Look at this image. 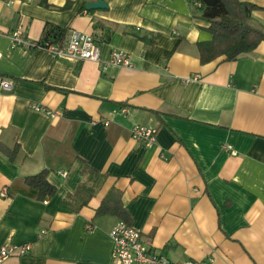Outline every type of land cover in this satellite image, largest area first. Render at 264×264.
<instances>
[{
	"label": "crops",
	"instance_id": "0c3cea01",
	"mask_svg": "<svg viewBox=\"0 0 264 264\" xmlns=\"http://www.w3.org/2000/svg\"><path fill=\"white\" fill-rule=\"evenodd\" d=\"M98 1L106 9H87ZM238 1L264 28V0ZM201 14L189 0L0 2V77L11 86L0 92V146L19 148L12 162L0 152V248L31 246L2 264H112L109 232L122 220L95 217L111 190L128 225L173 263L264 264V42L202 64L197 45L212 35ZM47 25L93 36L100 62L11 46L13 31L38 44ZM113 51L131 67H104ZM136 125L157 129L151 149L132 141ZM85 165L106 179L73 213L65 200ZM43 170L56 192L40 202L24 178Z\"/></svg>",
	"mask_w": 264,
	"mask_h": 264
},
{
	"label": "trees",
	"instance_id": "16d2710c",
	"mask_svg": "<svg viewBox=\"0 0 264 264\" xmlns=\"http://www.w3.org/2000/svg\"><path fill=\"white\" fill-rule=\"evenodd\" d=\"M199 4L201 17L209 24L208 32L212 40L208 43L197 45L200 62L210 63L218 58L224 62H234L242 55L253 52L260 43L264 42V28L253 26L251 13L258 10L257 7L240 3L238 0H189ZM67 31L62 28L47 25L44 35L38 42L51 41L53 44H61ZM146 45L152 46L142 39ZM18 146L13 150L0 146V152L7 156L10 162L14 161L18 154ZM82 176L85 182L78 186L74 194H69L65 204L73 213H78L87 206L89 200L103 185L106 176L101 175L88 166H84ZM48 170L24 178V184L34 189L38 194V201L44 202L54 197L56 189L47 181ZM112 215L129 224V217L122 203V193L111 190L101 201L95 210V217Z\"/></svg>",
	"mask_w": 264,
	"mask_h": 264
},
{
	"label": "built area",
	"instance_id": "2783aa9c",
	"mask_svg": "<svg viewBox=\"0 0 264 264\" xmlns=\"http://www.w3.org/2000/svg\"><path fill=\"white\" fill-rule=\"evenodd\" d=\"M0 2L5 5H12L16 0H0ZM10 38L13 48L17 47L24 50L42 48L59 58L69 61L100 62L99 47L96 45L93 36L77 31H71L61 44H53L51 41H44L43 44L31 42L24 36L20 29L13 31L10 34ZM131 65L129 55L121 51L111 52L108 60L103 63L104 67L130 68ZM198 79V75H194L183 79L181 82L182 84H188L190 82H197ZM10 90V83L0 77V92H8ZM31 109L36 113L46 115L50 119L62 116L60 111H51L38 105H32ZM130 136L135 143L143 145L146 149H151L156 142L157 129L136 125L132 128ZM222 151L233 157L237 155L230 145H224ZM59 174L63 177L65 176L64 173ZM0 196L6 197V191L3 190ZM87 230L91 232L93 230L92 226L88 225ZM109 236L113 244L112 264H200L192 261L182 263L171 262L168 258L157 253L150 247L140 231L122 221H118L111 228ZM30 250L31 246L28 244H4L0 248V264L9 258L25 257L30 253Z\"/></svg>",
	"mask_w": 264,
	"mask_h": 264
},
{
	"label": "water",
	"instance_id": "95a60500",
	"mask_svg": "<svg viewBox=\"0 0 264 264\" xmlns=\"http://www.w3.org/2000/svg\"><path fill=\"white\" fill-rule=\"evenodd\" d=\"M88 10H99V9H106V5L102 1L88 3L87 4Z\"/></svg>",
	"mask_w": 264,
	"mask_h": 264
}]
</instances>
